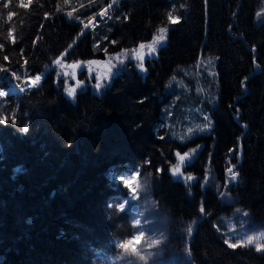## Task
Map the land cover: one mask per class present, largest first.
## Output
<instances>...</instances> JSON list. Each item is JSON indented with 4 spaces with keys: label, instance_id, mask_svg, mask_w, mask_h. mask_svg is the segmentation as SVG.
I'll return each instance as SVG.
<instances>
[{
    "label": "trees",
    "instance_id": "trees-1",
    "mask_svg": "<svg viewBox=\"0 0 264 264\" xmlns=\"http://www.w3.org/2000/svg\"><path fill=\"white\" fill-rule=\"evenodd\" d=\"M111 1L0 0V87L50 66L39 85L0 97V264H109L134 229L118 176L136 169L152 172L166 210L195 220L190 264H264V250L226 243L224 218L238 208L264 223V0H120L84 31ZM161 28L145 74L128 62L100 91H65L56 60L116 63ZM201 53L217 57L219 101L210 132L183 141L164 117L167 84ZM177 152L190 156L173 175ZM209 174L219 189L203 184Z\"/></svg>",
    "mask_w": 264,
    "mask_h": 264
},
{
    "label": "rangeland",
    "instance_id": "rangeland-1",
    "mask_svg": "<svg viewBox=\"0 0 264 264\" xmlns=\"http://www.w3.org/2000/svg\"><path fill=\"white\" fill-rule=\"evenodd\" d=\"M119 1L120 0H118V2ZM118 2L114 3L112 0L109 4L111 7L107 5L102 9L96 17L92 18L86 24L87 27L84 28V31L93 27L98 20L97 18L105 17ZM72 11L73 10H69L68 13L71 14ZM142 43L144 44V42ZM164 43L165 41L161 42V45ZM139 46L131 55L119 56V59L117 56L116 60H114L116 63L111 59L89 66L87 63L85 70L82 72L83 77L75 76V68L72 67V65L84 60L71 62L62 60L59 66L62 74L67 76V87H75L76 91L80 87H90L94 91H100L105 84L112 80L116 71H121L123 66H126L128 62L136 63L137 68L145 74L147 70L146 61L148 58L154 56L156 52L150 54L149 46H145L143 49H140ZM158 46L160 45L156 47ZM136 52H141L144 55V69L139 67L140 61L136 58ZM118 63L120 66H118ZM216 64V55L201 53L196 62L181 66L180 69L183 72L182 76L174 75L168 81V88H175V91L172 94L170 104L167 106L168 108H165L163 111L164 117L167 120V126L169 128L172 127L171 130L174 131L173 134L179 136L183 141L200 133L205 134L206 132H210L212 128L213 121L210 109L218 104L220 93V81ZM121 65L123 66L121 67ZM49 68L50 66L42 73L36 75H41L43 79ZM36 75L26 76L25 78L22 76V81H20L21 79L15 81L14 79L12 80L11 87L5 88L1 86L0 92L6 94L12 90L22 91L27 87L37 86L41 83L42 79L37 84H33ZM77 81H82L83 83L78 85ZM97 83L101 85L99 88L96 87ZM173 109H176V112H174ZM173 114H176L174 119ZM205 125H209V127L205 128ZM190 128L193 130L191 133L188 132ZM133 174H138L137 183L140 184V188L137 189V193L135 194L129 189L128 195L124 197L121 202L125 200L128 201L125 209L129 208L131 210L134 228L137 227L135 225V220H141L145 235L138 245V251L141 255H151L149 259L141 261L136 254L131 252L124 253L123 249L118 248L117 253L109 256V264H113V261L117 259L122 260L123 264H190L189 239L194 230L195 220L185 221L183 218H177L166 210L164 205L157 201L153 193L155 177L152 172H141L139 169H136L123 176L125 179H129ZM120 177L121 176H118V178ZM145 177L150 178V188L148 191L144 190ZM193 177L195 178V176ZM205 178H207V181L203 179V184L213 185L218 189L220 188V184L217 183L213 175L209 174ZM225 196L227 200L231 199L230 195L225 194ZM224 218L228 230V241L236 243L237 240H246L247 236L252 235L259 237V239L251 244L242 245L253 246L257 249V243L264 244V236H260L261 233H264V223L256 221L248 214V211L235 208L234 211L226 214ZM189 226L192 228L191 233L187 232ZM132 235H138V233L133 231ZM132 235L127 239H130ZM155 239H159L161 243L149 248L148 245ZM119 241L121 240L117 241V247Z\"/></svg>",
    "mask_w": 264,
    "mask_h": 264
},
{
    "label": "snow or ice",
    "instance_id": "snow-or-ice-1",
    "mask_svg": "<svg viewBox=\"0 0 264 264\" xmlns=\"http://www.w3.org/2000/svg\"><path fill=\"white\" fill-rule=\"evenodd\" d=\"M30 2H31V0H29V3ZM113 2L114 3L118 2V0H113ZM5 7H7V4H5ZM25 7H26V5H25ZM109 7H111V5H109ZM168 21L171 24H176V23L180 22V17L179 16H174L173 12H169L168 13ZM85 27H87V25H85ZM167 30H168L167 28H161L159 30L160 34L156 35L153 38L152 43L149 46V53L150 54L151 53H155L157 51V47H156L157 45H161V42L166 41V39H167V36H166ZM112 43H116V41H112ZM0 47H3V45H0ZM139 47H140V49H143L145 47V45L142 43V44H140ZM69 48H71V45L69 46ZM125 51H127V50H125ZM135 55H136V58L140 61L139 67L141 69H144V63H143L144 55L141 52H136ZM118 59H119V56H118ZM55 63L56 64H60V61L56 60ZM72 67L75 68V67H77V65L74 64V65H72ZM0 70H2V69H0ZM41 79H42L41 75H36L34 77L33 84H37L39 81H41ZM81 83H83V82L82 81H77L78 85L81 84ZM100 86L101 85L99 83L96 84L97 88H99ZM65 91L69 94V96L74 97L76 95V88L75 87H67V88H65ZM3 95H5V93L0 92V96H3ZM0 122L8 123V118L6 116H0ZM11 122H12V124H15L16 123L15 118H13ZM204 127L207 128V127H209V125H205ZM28 130L29 129H28L27 125H25L22 128V131L25 132V133H27ZM201 130H203V129H201ZM192 131L193 130L191 128L188 129L189 133H191ZM195 151H196V149L192 150V152H195ZM176 156L179 157L180 163L177 164V165H173L172 166L171 173L173 175H177V174L181 173V165L185 164V162H186L185 158L189 157L190 154L188 152H185L183 155H181L179 152H177ZM233 167H235V166H233ZM233 167H229L227 169V172L234 179L238 174L233 172ZM137 176H138V174H133V175H131V177L129 179H125L123 175H121V177H120V179L123 181V184L125 186H127V188L131 189V192L133 194L137 193V189L140 188V184L137 183ZM192 179H194V177L191 176V175L185 177L186 181H191ZM205 179L207 181V178H205ZM133 185H135V186H133ZM149 188H150V178L149 177H145L144 190L148 191ZM222 195H223V193H222ZM127 203H128L127 200H125L124 202L119 203V208L121 210H124ZM200 211L204 212V208H203L202 205L200 207ZM135 225L137 227H135L133 229V231H136L138 233V235H132L130 239H124V240L119 241L118 242V248L119 249H123L124 253H129V252L134 253V254H136L139 257V259L141 261H145V260L149 259V256L151 254L141 255V253L138 251V245L143 240L144 235H145L143 227H142V224H141V220H139V219L135 220ZM191 231H192V228H191V226H189L187 228V232L191 233ZM260 236H264V233H261ZM258 239H259V237H257V236L249 235V236H247L246 240H237L236 243H232L231 241H226V243H229L231 247L235 248V247H238L240 244H251L254 241H257ZM160 243H161V241L159 239H155L148 245V247L152 248L153 245H159ZM261 249H264V244L257 243V250L259 251ZM113 264H123V262H122V260L117 259V260L113 261Z\"/></svg>",
    "mask_w": 264,
    "mask_h": 264
},
{
    "label": "water",
    "instance_id": "water-1",
    "mask_svg": "<svg viewBox=\"0 0 264 264\" xmlns=\"http://www.w3.org/2000/svg\"><path fill=\"white\" fill-rule=\"evenodd\" d=\"M77 67H75L74 74L76 77L80 76L82 72L85 70L87 62L81 61L80 63H76Z\"/></svg>",
    "mask_w": 264,
    "mask_h": 264
},
{
    "label": "built area",
    "instance_id": "built-area-1",
    "mask_svg": "<svg viewBox=\"0 0 264 264\" xmlns=\"http://www.w3.org/2000/svg\"><path fill=\"white\" fill-rule=\"evenodd\" d=\"M5 70H6V68L2 70V72H1V74H0V78H3V72H4ZM23 78H25V76H24ZM23 78H22V79H23ZM22 79L20 80V79H18V78H15V81H16V80H20V81H22ZM0 97H1V96H0Z\"/></svg>",
    "mask_w": 264,
    "mask_h": 264
},
{
    "label": "bare ground",
    "instance_id": "bare-ground-1",
    "mask_svg": "<svg viewBox=\"0 0 264 264\" xmlns=\"http://www.w3.org/2000/svg\"><path fill=\"white\" fill-rule=\"evenodd\" d=\"M3 80V78H0V81H2Z\"/></svg>",
    "mask_w": 264,
    "mask_h": 264
}]
</instances>
